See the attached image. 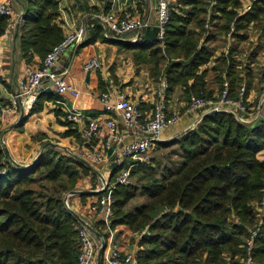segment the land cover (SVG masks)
<instances>
[{"label":"trees","instance_id":"trees-1","mask_svg":"<svg viewBox=\"0 0 264 264\" xmlns=\"http://www.w3.org/2000/svg\"><path fill=\"white\" fill-rule=\"evenodd\" d=\"M180 1L186 7L171 11L163 46L155 36L131 43L130 48L139 52L135 59L144 62L150 76L158 75L165 63L167 93L183 85L188 94L211 98L207 84L213 80L208 83V69L199 72V68L213 55L211 42L229 30L240 1L218 0L210 15L211 27L201 42L209 0ZM58 15L57 0L28 1L20 35V49L27 61L34 54L44 57L62 40ZM7 18L0 15V35ZM251 23L264 31V0H252L250 8L235 20L230 53L246 38L245 29ZM236 64L231 58L220 63L229 80L230 98L238 97L241 82ZM38 110L34 103L30 112ZM156 145L177 146L175 167L164 166L157 178L153 168L140 165L133 175L142 171L148 181L140 186L118 185L112 192V225L144 232L138 241L144 246L138 252V264H244L249 228L256 223L254 204L264 197V159L257 157L264 150V121L246 126L230 113L213 112L204 115L196 127ZM53 153L49 151L26 169L15 166L0 143V264L77 262L81 223L66 207L65 195L80 175L78 168L86 167L79 160L64 155L57 158ZM115 172L107 175L109 183ZM138 190L146 202L125 211ZM250 256L254 264H263L264 217Z\"/></svg>","mask_w":264,"mask_h":264},{"label":"built area","instance_id":"built-area-1","mask_svg":"<svg viewBox=\"0 0 264 264\" xmlns=\"http://www.w3.org/2000/svg\"><path fill=\"white\" fill-rule=\"evenodd\" d=\"M178 1L180 0H157L155 6L157 19L156 37L161 40L162 46L166 25L170 19L171 11L175 6H178ZM130 2H135V0H113V3L119 5H125ZM217 3L218 0H209L208 16L204 23L205 32L202 39L211 27L210 15ZM249 7L250 5L248 4L246 8ZM243 13L244 9H237V13L230 23L229 30L226 32L228 39L233 38L235 20ZM12 14L11 7L0 1V15L10 17ZM97 17L103 29L108 32V35L115 37L129 32L138 34L150 25L149 17L129 9V6L122 7L121 11L102 10ZM84 33V26L68 31L62 40L52 46L46 53L40 65L27 64L24 67V76L21 80L20 89L13 93L7 103L0 105V124L6 123L12 115L16 114L21 105L24 110L29 111L45 80H48L58 93H69L71 95L73 105L66 114V120L73 124L86 122L80 131L82 142L88 147L84 154V159L91 165H99L102 169L99 174V176L101 175V186L95 190L98 192V197L95 202L89 205V209L99 215L102 225L107 228L105 234L97 232L98 235L95 236L85 224H81L82 227L78 233L79 252L76 264H94L98 251L103 246L100 264H138L136 255L122 251L114 239L117 230L112 225L114 216L112 192L118 185L128 186L132 184V175L136 167L151 165L152 158L150 153L158 142L163 141L164 131L179 122L180 114L177 111L168 113L166 98L169 84L164 74L157 79L156 100L153 103L150 115L147 117H142L138 109V103L130 101L119 87L99 93L98 99L103 112L108 114L105 118L79 110L76 107V100L81 93L80 88L69 83L64 74L54 71L52 66L59 60L62 52L83 41ZM99 65L100 62L97 56L94 55L85 61L84 68L90 71L98 68ZM245 86V84L240 85L238 97L236 98L229 97V81L227 80L223 81L215 99L199 98L195 94L190 93L188 111L206 109L207 114L227 112L240 122L238 118L239 112L246 111L244 105ZM260 121H264V118ZM128 132L132 139L129 142H125L124 138ZM110 159H113V162ZM112 163L117 167V170L114 181L109 183L106 176L111 172L109 169ZM77 193V191L67 193L65 200L68 202L69 197ZM261 204L264 205V197L261 200ZM260 228L261 222L255 225L247 237L244 264H254L250 255L255 237L258 235Z\"/></svg>","mask_w":264,"mask_h":264},{"label":"crops","instance_id":"crops-1","mask_svg":"<svg viewBox=\"0 0 264 264\" xmlns=\"http://www.w3.org/2000/svg\"><path fill=\"white\" fill-rule=\"evenodd\" d=\"M0 1L9 5L13 11L12 16L7 18L8 23L4 32L0 35L1 105L7 103L13 93H16L20 89L21 80L24 76V67L27 64L40 65L43 57L34 54L32 59L27 61L25 57H23L20 49L23 14L29 0ZM57 1L59 5L57 21L62 26L63 35L80 26H84L85 28L83 41L76 46L67 48L59 60L52 66L54 71L64 74L69 83L80 88L81 93L76 100V107L83 112L105 118L108 114H104L103 112V108L98 99L99 93L104 90H111L114 87H119L130 101L138 103V109L143 118L149 116L152 111L153 103L156 100L158 80L154 83L153 77L150 76L147 68H140L133 62L130 57L133 48H130V44L141 41L143 38L153 39L156 36L157 19L155 6L157 0H135V2H130L125 5L113 3V0ZM239 1L240 6L238 8L244 9L245 13L250 8H246V6L248 4L251 5L252 0ZM126 6H129V9L137 11L143 16L149 17L150 25L138 34L128 33L119 37L108 35V32L103 29V26L99 22L97 15L102 10L121 11L122 7ZM184 7L186 6H184L181 1H178V6H175L174 9L180 12ZM98 26L101 27L100 30ZM258 36H260L259 33L256 35V38H258ZM220 39H224L225 42L227 41V45L231 41L225 34H223ZM233 39L234 36L232 40ZM260 39H264V35L260 36ZM94 55L97 56L100 62L99 67L90 71L85 70V61ZM258 75L254 78V84L256 85H258V77H260ZM263 84L264 78L262 87H264ZM177 92V89L173 91L170 97V105L173 108L178 107V109L184 110L187 106V102L181 100L182 98H180ZM173 94H175L174 98ZM257 99L258 95L254 91H249L246 95L245 101L247 106L250 107L245 112H239L238 114V118L242 124L252 126L260 121V119H256V117L252 116L254 114L253 108H255L253 104ZM35 101V107H40V110L32 113L30 110H24L21 105L16 114L12 115L6 123L1 124L3 135L6 138L5 142L7 147L5 151L7 156H10L11 151L9 147V137L12 138L15 136V132L19 128L25 129L28 134H34L38 131L43 132L45 129L50 128L49 124H51V127L52 124H54L59 128L61 133H64L62 136H68L65 133L71 130H74L77 135L81 136L80 131L85 126L86 122L73 124L66 120V114L73 105V99L69 93H58L55 88L50 85L48 80H45L43 88L38 92ZM260 107L262 108L260 109ZM256 109H260L259 111L261 114H264V90L260 94ZM206 114V109L188 111L186 108L179 122L164 131L163 142L170 141L186 130L196 127ZM123 130L124 129H122V131ZM69 136L73 137L72 135ZM0 138L2 137L0 136ZM131 139L132 136L128 132L125 135L124 141L129 142ZM257 157L259 160H263L264 150L260 151ZM110 160L113 162V159ZM11 161L13 162V160ZM97 167L100 166L98 165ZM110 168L111 172L113 169L117 170V167H115L113 163L110 165ZM98 187L99 186L87 189L88 186H86L85 190H76L78 193L75 194V196H80L81 194L87 196L85 204H82L81 201L79 202L78 198L75 199L72 197L68 199V204L69 208L78 215L80 220L86 222L99 234H105L107 228L102 225L99 215L89 209V205L95 202L98 197V192L95 191ZM114 227L117 230L114 239L118 243L120 249L124 252L130 251L132 247V249H136L137 240H135L133 234L126 230L127 228L123 225ZM133 239L135 240L134 245L131 244V240L133 241ZM94 264H98V257H96Z\"/></svg>","mask_w":264,"mask_h":264},{"label":"rangeland","instance_id":"rangeland-1","mask_svg":"<svg viewBox=\"0 0 264 264\" xmlns=\"http://www.w3.org/2000/svg\"><path fill=\"white\" fill-rule=\"evenodd\" d=\"M245 33L247 35L246 38L244 40L239 41L235 45L236 48L235 51H232L231 53H230L231 50L230 47L233 45L235 39L233 40L231 39L228 45H227V41L225 42L224 39H220V38H219L220 40L217 39L213 43L211 42V44L214 47L213 55L210 57V60L206 64L202 65L199 68V72L208 69V72L205 75V80L208 81V83H210L209 81L211 79L213 80L211 84H207V87L208 88L210 87L212 89V97L211 98L205 97V98L215 99L217 95L216 93H218V91L220 90L223 81L225 80L229 81L226 76L224 66L220 65V63L228 60V58L233 59V62L237 63L236 69L239 70V77L241 79L240 85L241 84L246 85L245 99L249 91H254L258 95L257 101L253 104L255 108H253L254 114L252 116L256 117V119L262 120V118H264V114H261V112L259 111L262 107H260V109L258 110L256 109V106L258 104L260 94L264 90V87H262L263 78H264V75L262 73L264 72V39H260V36L264 35V31L261 30L260 26L256 25L255 23H251L245 29ZM258 33L260 36L256 38V35ZM203 34L202 36L200 35L199 42L203 41L202 39ZM135 53L139 54V52H136V49H132L130 57L133 60V62L136 65H138L140 68L143 69L147 68V66L144 65V62L141 63L139 61H136ZM164 66L165 63H163L161 67L162 69L159 72V74L152 76L154 83H156L160 75L165 73L163 68ZM248 73H250V76H248ZM257 75L260 76L258 77V85L254 84V78L257 77ZM174 88L178 90L177 93H179L180 98H182L181 100H185L187 102V106L184 108V110L178 109V107H174V108L171 107L170 97L173 91L175 90L173 89L172 91L167 93V101H168L167 105L169 108L168 113H171L172 111H177L179 112L181 119L184 112L186 111V108L188 109L190 93L188 94L184 92L183 85L182 86L178 85L175 86ZM194 94L196 95V97L202 98L200 97V94L198 95L196 93ZM174 95L175 94H173V98ZM245 99H244V105L247 110L250 106H247ZM257 111L259 112L256 113ZM49 125H50L49 129H45L43 132L38 131L34 134H28L27 131H25V129L22 128L17 129L15 132V136H13L12 138L9 137L10 139L9 147L11 148L10 149L11 151H10V156L8 157L10 161L13 160V162L11 161L12 163H16L20 166H25V168L27 169L33 164L35 159L39 160L40 157H42L43 155L48 156L49 151H53L54 152L53 156L56 155L57 158L60 155L67 156L71 160L72 158H74L76 160L81 161V163L86 167L83 170L78 168L80 175L78 176V178L75 179L73 183L72 191L70 192H73L74 190L75 191L85 190L86 186H88L87 189L95 188L96 186H101V180H100L101 175L99 176V174L102 172V169H100V167H97L96 165L89 164V162L86 159H84V154L88 150V147L83 144L81 136L77 135L74 132V130L67 131L70 132L71 133L70 135H72L73 137H70L69 135L62 136L64 135V133H61L56 125L52 124V127L51 124ZM67 132L65 134H67ZM0 136L2 137L0 138V143L2 144L5 150L7 147L5 142L6 138L3 135V130L1 126H0ZM176 149H177L176 145L168 146L166 148H160L158 145L154 147V149L150 153L152 158L151 159L152 163L150 167L154 169L155 177L160 178V174L164 166L168 165L171 166L172 168L175 167V164L179 160ZM73 167L75 166L73 165ZM148 179L149 178L145 173H143L142 171H138L134 175H132V184H134L135 186H140L141 184L148 181ZM71 197L75 199L78 198L79 202L81 201L82 204H85L87 196L74 195V197L70 196L69 198ZM146 200H147L146 197L138 190L135 197L131 199L129 203L125 206V211H131L135 209L140 204L146 202ZM254 207H255L254 210L256 215V223L252 226L253 228L252 227L249 228V234L252 231V229H254L256 224L261 222L262 225L263 217H264V205L261 204V201L256 202L254 204ZM81 227L82 225L80 226L79 229H81ZM142 232L134 233L130 231V233L133 234L135 240H137L136 242L137 246L136 249H132L133 248L132 247L131 250L128 252L135 254L137 258H138V252L141 250V248L142 249L144 248V246L140 247L138 245V241L140 239L139 236ZM142 234H144V232ZM135 240L134 239L133 241L131 240L132 245L135 244ZM245 252H246V244H245Z\"/></svg>","mask_w":264,"mask_h":264},{"label":"water","instance_id":"water-1","mask_svg":"<svg viewBox=\"0 0 264 264\" xmlns=\"http://www.w3.org/2000/svg\"><path fill=\"white\" fill-rule=\"evenodd\" d=\"M43 87H41L39 90H41ZM37 161V159H35L34 160V162H33V164L35 163ZM15 166H20V165H18V164H16V163H13ZM32 164V165H33ZM31 165V166H32ZM30 166V167H31ZM20 167H24L25 168V166H20ZM29 168V167H28ZM65 205H66V207L67 208H69V206H68V202H67V200H65ZM69 210H70V212L73 214V216L81 223V224H85L86 225V227L88 228V229H90L93 233H94V235L95 236H97L98 234H97V232L95 231V230H93L92 229V227L91 226H89L86 222H83L82 220H80L79 219V217H78V215L74 212V211H72L70 208H69ZM103 248H104V246L102 247V248H100V250L98 251V264H100V260H101V254H102V251H103Z\"/></svg>","mask_w":264,"mask_h":264}]
</instances>
